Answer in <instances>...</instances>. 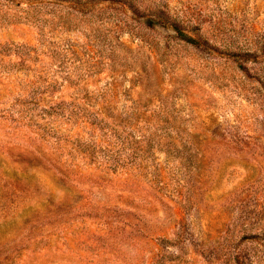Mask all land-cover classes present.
Returning a JSON list of instances; mask_svg holds the SVG:
<instances>
[{
  "label": "rangeland",
  "instance_id": "rangeland-1",
  "mask_svg": "<svg viewBox=\"0 0 264 264\" xmlns=\"http://www.w3.org/2000/svg\"><path fill=\"white\" fill-rule=\"evenodd\" d=\"M0 264H264V0H0Z\"/></svg>",
  "mask_w": 264,
  "mask_h": 264
}]
</instances>
